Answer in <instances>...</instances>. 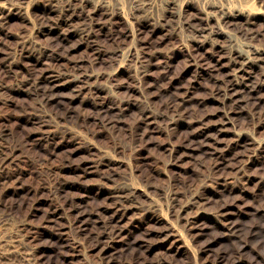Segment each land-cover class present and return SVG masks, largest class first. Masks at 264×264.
<instances>
[{
  "label": "rangeland",
  "instance_id": "374dc122",
  "mask_svg": "<svg viewBox=\"0 0 264 264\" xmlns=\"http://www.w3.org/2000/svg\"><path fill=\"white\" fill-rule=\"evenodd\" d=\"M154 1L0 0V264H264V0Z\"/></svg>",
  "mask_w": 264,
  "mask_h": 264
},
{
  "label": "bare ground",
  "instance_id": "6f19581e",
  "mask_svg": "<svg viewBox=\"0 0 264 264\" xmlns=\"http://www.w3.org/2000/svg\"><path fill=\"white\" fill-rule=\"evenodd\" d=\"M175 0H164L163 2H166L165 4H167L168 6H165L164 7V10L165 12H170L172 13L173 11H171L170 7L171 5L169 6L170 3H173ZM69 2V1H68ZM154 0H136V4H134L135 8L138 10V11H143L145 13V11H148V10H152V8L154 7L155 3ZM157 2V1H156ZM160 3V2H159ZM247 3V2H245ZM175 4V2L173 3ZM212 4V3H211ZM244 4V3H243ZM242 4V5H243ZM157 5V4H156ZM176 5V4H175ZM246 5V4H245ZM245 5H244V8L241 6V8L239 10H235L234 8L230 9V8H220L218 9V12L217 14L213 13V12H209L207 15L212 17V16H216L217 15V18L219 17V20L220 21H224L225 18H229L233 15H237V14H247L250 13L254 14H258L259 12L257 11V8L256 7H253V5H251V7H247L248 9H245ZM249 5V3H248ZM182 6V5H181ZM217 6V5H216ZM250 6V5H249ZM156 7V6H155ZM205 7V6H204ZM213 7V6H212ZM215 9V8H214ZM245 9V10H243ZM150 10V11H151ZM209 10V9H208ZM137 11V12H138ZM246 12V13H245ZM163 14V13H162ZM165 14V13H164ZM217 20L218 24L216 26V28L213 29V33H219L223 28L221 26V23L220 21ZM226 20V19H225ZM230 21V20H229ZM225 22V21H224ZM223 25V24H222ZM205 27V26H204ZM209 27V26H208ZM230 39V38H229ZM241 46V45H240ZM239 46V48H240ZM235 48V47H234ZM259 48V47H258ZM251 49V48H250ZM252 50V49H251ZM251 50H247V48L243 49V48H240L239 50L236 51V55L232 58L234 64L236 65V74L235 76H237V79H236V83H240V86H241V91H245L247 90L248 88V81L251 80V75L249 73V69H251V67H253L254 65H256L257 63H264V52L263 51H260L261 49H256V51H251ZM235 68V67H234ZM251 72V70H250ZM234 76V77H235ZM80 79V78H79ZM241 79V80H240ZM255 80V79H254ZM250 82V81H249ZM263 82V81H262ZM251 83V82H250ZM237 86V85H236ZM254 86V85H253ZM234 87V86H233ZM222 88V87H221ZM235 89V88H234ZM237 89V88H236ZM250 90V88H249ZM236 92V90H234ZM239 91V90H238ZM223 92V91H222ZM227 92V91H225ZM233 93L232 96L234 98V100L236 102H238V104H242L244 102H247L245 98H243V93L241 94V92H237V93ZM248 92V91H247ZM228 95V94H227ZM229 96V95H228ZM96 97V96H95ZM231 99V98H230ZM233 100V99H232ZM233 100V101H234ZM234 101V102H235ZM233 103V102H232ZM262 115V114H261ZM237 117V116H236ZM172 119V118H171ZM253 121V120H252ZM259 146H263L264 147V141L259 143ZM6 154V153H5ZM13 158V157H12ZM95 158V157H94ZM244 159V158H243ZM2 161V160H1ZM244 165V164H243ZM243 167V166H242ZM248 172V171H247ZM107 176V175H106ZM116 180V179H115ZM136 183V182H135ZM111 185V184H110ZM129 188V187H128ZM135 188V187H134ZM129 191V190H128ZM118 196L121 197L122 199L124 197H126L125 194L121 193L118 191ZM196 199V198H195ZM119 200V198H118ZM238 232V231H237ZM30 252V251H29ZM24 257V256H23ZM30 259V258H29ZM28 260V259H27Z\"/></svg>",
  "mask_w": 264,
  "mask_h": 264
}]
</instances>
